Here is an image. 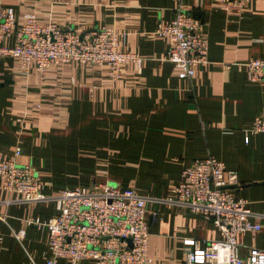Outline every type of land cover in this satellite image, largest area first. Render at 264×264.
Segmentation results:
<instances>
[{"label": "crops", "instance_id": "0c3cea01", "mask_svg": "<svg viewBox=\"0 0 264 264\" xmlns=\"http://www.w3.org/2000/svg\"><path fill=\"white\" fill-rule=\"evenodd\" d=\"M183 1L202 21L210 62L190 80L163 61L167 42L149 35L175 18L179 0H0L65 29L115 25L125 33L123 49L144 59L113 80L103 67L75 65L26 77L13 59L0 58V154L21 149L20 163L32 166L45 195L107 182L166 199L184 167L214 156L237 177L229 190L261 217L254 219L259 232L238 237L245 257L251 247L264 251V136L246 132L264 120V84L251 82L245 66L264 58V0L241 15ZM12 197L0 178V200ZM148 212L151 264H187L194 243L202 248L222 238L202 215L159 204ZM0 213L8 215L0 221V264H46L49 232L39 224L58 215L59 206L14 204Z\"/></svg>", "mask_w": 264, "mask_h": 264}, {"label": "built area", "instance_id": "2783aa9c", "mask_svg": "<svg viewBox=\"0 0 264 264\" xmlns=\"http://www.w3.org/2000/svg\"><path fill=\"white\" fill-rule=\"evenodd\" d=\"M194 1L210 2L226 12L235 9L241 15L252 2L261 0ZM175 11L173 20L160 24L149 35L167 42L168 53L163 61L173 65L179 79L190 80L210 64L208 44L202 21L183 0H179ZM124 35L115 25L83 32L65 29L56 21L42 23L36 12L19 15L15 9L0 4V58L13 59L26 77L33 72L44 76L75 65L103 67L111 79L122 78L129 66L140 68L144 61L123 49ZM11 40L14 43L9 45ZM245 66L251 82L264 84V58L251 59ZM34 110L40 111L41 105H34ZM246 132L264 136V120L256 119ZM20 156L21 149L11 157L0 154L3 189L13 195L0 200V207L49 202L59 206L58 215L39 224L49 232L50 254L46 264H58L61 259L71 264H151L148 207L155 204L202 215L221 232L220 240L204 241L202 248L194 243L186 251L187 264H264V251L258 248L251 247L245 257L240 254L239 235L259 232L261 226L254 219L261 217L227 188L237 184V177L214 156L184 167L175 195L168 199L107 182L45 195L35 170L29 164H21ZM151 216L156 220L158 212ZM7 217L0 213V221L7 223ZM15 236L20 240V234Z\"/></svg>", "mask_w": 264, "mask_h": 264}, {"label": "water", "instance_id": "95a60500", "mask_svg": "<svg viewBox=\"0 0 264 264\" xmlns=\"http://www.w3.org/2000/svg\"><path fill=\"white\" fill-rule=\"evenodd\" d=\"M198 15V14H197ZM199 16V15H198ZM228 189H230V187H227ZM129 243H130V247H132V242L131 241H129Z\"/></svg>", "mask_w": 264, "mask_h": 264}]
</instances>
